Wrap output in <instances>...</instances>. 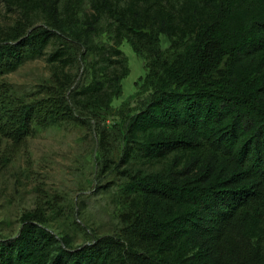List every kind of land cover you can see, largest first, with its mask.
<instances>
[{
	"label": "trees",
	"instance_id": "16d2710c",
	"mask_svg": "<svg viewBox=\"0 0 264 264\" xmlns=\"http://www.w3.org/2000/svg\"><path fill=\"white\" fill-rule=\"evenodd\" d=\"M1 1L15 14L0 24L10 152L75 112H109L129 73L123 41L150 93L110 168L118 229L74 246L50 229L58 208L37 204L0 236V264H264V0ZM53 39L48 81L17 91L6 75ZM71 43L85 73L74 87Z\"/></svg>",
	"mask_w": 264,
	"mask_h": 264
},
{
	"label": "rangeland",
	"instance_id": "374dc122",
	"mask_svg": "<svg viewBox=\"0 0 264 264\" xmlns=\"http://www.w3.org/2000/svg\"><path fill=\"white\" fill-rule=\"evenodd\" d=\"M15 14L0 0V24H9ZM53 39L46 53L27 59L6 80L19 92H29L51 75L49 53L58 46ZM161 45L168 41L161 36ZM120 49L127 58L128 75L122 80V94L112 101L109 112H75L77 119L48 126L26 138L23 145L10 152L9 142L0 137V236L17 234L22 212L40 204L57 209L50 229L59 237L67 232L74 246L86 236L114 233L116 217L115 191L118 174L110 169L122 146L123 127L128 117L148 98L150 90L143 84L144 59L123 41ZM83 51L70 44L71 60L64 71L71 74L74 87L85 77ZM77 57V59H76ZM105 186V187H104Z\"/></svg>",
	"mask_w": 264,
	"mask_h": 264
}]
</instances>
